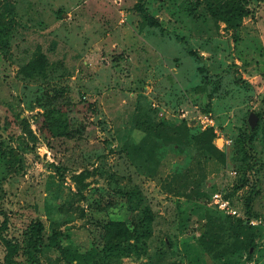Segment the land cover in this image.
<instances>
[{"label":"rangeland","instance_id":"obj_1","mask_svg":"<svg viewBox=\"0 0 264 264\" xmlns=\"http://www.w3.org/2000/svg\"><path fill=\"white\" fill-rule=\"evenodd\" d=\"M247 6L234 39L202 0H0L1 23L9 30L0 48L5 234L21 236L27 223L40 219L44 231L68 228L72 241L84 247L86 238L97 240V222L110 217L129 222L116 187L132 182L152 210V230L146 253L123 256V263L264 264L261 223L254 225L248 256L241 246L230 251L229 216L167 192L171 160L182 163L184 155L168 152L155 163L148 142L146 161L135 164L119 151L124 141H141L137 113L161 120L163 127L184 120L195 132L197 113L209 112L230 142L222 163L204 161L201 188L227 191L244 175L230 199L243 211L249 197L250 217L264 220V9L261 0ZM36 51L45 56V75L26 77L18 67ZM53 89L62 90L57 101L66 107L72 137H44L32 120L41 110L40 93ZM250 111L257 116L252 127ZM242 152L253 162L245 171L236 167ZM146 165L155 166V176ZM80 171L87 174L79 191L71 175ZM209 209L213 222L204 224L202 213ZM202 230L213 232L209 250L199 242ZM3 252L0 242V264ZM35 256L39 264H65L53 248L42 247ZM16 258V264H28L23 255Z\"/></svg>","mask_w":264,"mask_h":264},{"label":"trees","instance_id":"obj_2","mask_svg":"<svg viewBox=\"0 0 264 264\" xmlns=\"http://www.w3.org/2000/svg\"><path fill=\"white\" fill-rule=\"evenodd\" d=\"M250 1L252 0H202L208 14L214 20L223 22L226 28H230L234 39H237L235 33L240 27L243 16L248 12L247 5ZM261 1L264 9V0ZM146 16L148 15L146 14ZM149 18L152 24L157 23L154 16H149ZM8 36L9 30L1 23L0 19V48L6 47ZM44 61L45 56L40 51H36L31 58L18 67V71L26 77H31L34 74L44 76ZM53 90L54 92L51 94L48 90L40 93L36 102L41 110L32 114V120L38 132L44 137H72L74 129L70 126L66 107L60 105L57 101L62 95V90ZM203 109L204 111L208 110V107ZM136 118L139 121H136L134 126L140 128L142 132L140 143L133 144L124 141L121 143L119 151L128 155L135 164H138L137 160L139 159L146 161L143 155L148 142L150 143L149 148L155 151V163H159L161 158L168 152L176 156L184 155L182 163L171 160L172 172L169 174V180L166 181L168 185L167 192L176 197L184 196L186 199L205 204L210 193H206L201 188V182L204 180L203 163L207 159L222 163L225 157L224 151L218 149L212 143V129L208 127L191 132L184 120L163 127L161 120L154 121L146 112L137 113ZM157 139L160 143L156 142ZM235 140L241 142L243 138L235 137ZM8 154L10 156L14 155L12 148L8 150ZM1 155L3 156L0 150ZM5 162L9 163L10 160L6 159ZM252 165V158L249 160L246 154L242 152L241 161L236 164V167L245 171ZM146 166L148 173L155 176V166ZM86 174V172L80 171L71 175L79 191L85 186L82 180ZM244 177V175L240 176L232 188L223 191L224 196L230 198L233 192L244 184ZM116 188V191L120 192L125 198L130 213L129 222L121 218L111 217L102 222H97L95 224L99 234L97 240L94 237L86 238L84 247L72 241L68 228H51L49 231H44L43 222L40 219L27 223L21 236H7L5 234L7 217L0 209V242L4 249L3 264H16L18 255H23L28 264H39L35 251L40 250L42 247L55 249L59 254V258L65 264H125L121 260L123 256L135 255L137 258L145 254L147 240L151 235L153 219L149 203L145 200L137 183H122L121 186ZM213 189L212 186L210 191H214ZM242 207L246 217L254 215L251 212L249 197H245ZM208 212H210V209L203 210L204 220L202 222L204 224L213 222L211 214ZM219 213L230 217L227 228L229 235L233 237L234 243L228 250L231 251L241 246L248 256L251 253L250 248L254 247L255 244L254 225L247 223L245 218L224 214L220 211ZM212 236L213 232L207 230H202L199 235V242L206 250L210 249L209 240L213 239ZM205 237H207V241ZM136 264H139V262ZM147 264H150V261H147ZM166 264H173V262Z\"/></svg>","mask_w":264,"mask_h":264},{"label":"built area","instance_id":"obj_3","mask_svg":"<svg viewBox=\"0 0 264 264\" xmlns=\"http://www.w3.org/2000/svg\"><path fill=\"white\" fill-rule=\"evenodd\" d=\"M196 124L199 129H205L208 127L212 129V142L218 149L224 150V147L229 144L230 139L224 137L222 134H219L216 123L209 112H198L196 115ZM206 204H211L214 208L222 213L245 218L246 222L250 225H257L261 223L264 226L263 219L246 217L243 211L239 207L234 205L229 197L224 196L221 189L212 191L210 193L209 199L206 201Z\"/></svg>","mask_w":264,"mask_h":264},{"label":"water","instance_id":"obj_4","mask_svg":"<svg viewBox=\"0 0 264 264\" xmlns=\"http://www.w3.org/2000/svg\"><path fill=\"white\" fill-rule=\"evenodd\" d=\"M256 120H257V116L252 111H250L247 115V122L249 126L252 127L256 122Z\"/></svg>","mask_w":264,"mask_h":264}]
</instances>
